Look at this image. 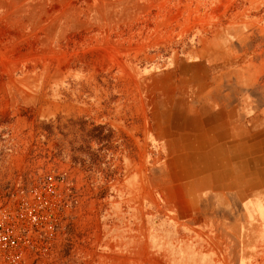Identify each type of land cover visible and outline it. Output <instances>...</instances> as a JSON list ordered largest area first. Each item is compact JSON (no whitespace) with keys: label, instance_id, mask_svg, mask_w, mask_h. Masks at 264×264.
I'll return each mask as SVG.
<instances>
[{"label":"rangeland","instance_id":"rangeland-1","mask_svg":"<svg viewBox=\"0 0 264 264\" xmlns=\"http://www.w3.org/2000/svg\"><path fill=\"white\" fill-rule=\"evenodd\" d=\"M194 104L231 108L255 167L264 0H0V183L66 171L73 186L49 264H162L149 231L196 197L179 145Z\"/></svg>","mask_w":264,"mask_h":264},{"label":"crops","instance_id":"crops-1","mask_svg":"<svg viewBox=\"0 0 264 264\" xmlns=\"http://www.w3.org/2000/svg\"><path fill=\"white\" fill-rule=\"evenodd\" d=\"M183 109L180 152L195 164L185 169L181 186L187 195L194 191L195 196L196 190V197L183 198L178 214H164L174 229L163 225L149 231L150 252L162 256V264H264V152L252 167L246 127L236 130L231 124V108L194 104ZM124 200L114 199L115 224L107 233L119 249L117 222ZM187 249L195 259L177 255Z\"/></svg>","mask_w":264,"mask_h":264},{"label":"built area","instance_id":"built-area-1","mask_svg":"<svg viewBox=\"0 0 264 264\" xmlns=\"http://www.w3.org/2000/svg\"><path fill=\"white\" fill-rule=\"evenodd\" d=\"M66 171L32 183H0V264H49L63 243L73 201Z\"/></svg>","mask_w":264,"mask_h":264}]
</instances>
